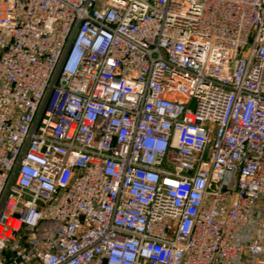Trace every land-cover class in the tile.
I'll return each instance as SVG.
<instances>
[{
	"label": "built area",
	"instance_id": "2783aa9c",
	"mask_svg": "<svg viewBox=\"0 0 264 264\" xmlns=\"http://www.w3.org/2000/svg\"><path fill=\"white\" fill-rule=\"evenodd\" d=\"M0 264H264V0H0Z\"/></svg>",
	"mask_w": 264,
	"mask_h": 264
}]
</instances>
